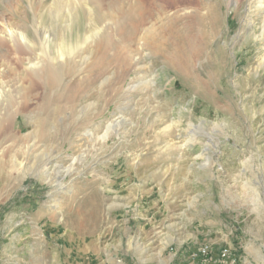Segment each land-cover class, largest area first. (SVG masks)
Wrapping results in <instances>:
<instances>
[{"label": "rangeland", "instance_id": "obj_1", "mask_svg": "<svg viewBox=\"0 0 264 264\" xmlns=\"http://www.w3.org/2000/svg\"><path fill=\"white\" fill-rule=\"evenodd\" d=\"M145 1L151 12L160 3L158 18L173 10L172 0ZM181 1L217 4L221 26L214 35L205 25L208 44L190 56L187 75L131 44L139 65H109L107 92L89 88L88 72L73 84L79 97L66 90L53 116L37 111L40 91L26 102L15 132H32L37 147L0 144V154H15L0 166V264H175L187 246L186 264H264V6ZM27 4L0 0L5 22L31 28ZM2 71L3 81L15 79ZM44 118L36 133L33 122ZM181 241L169 263L168 245Z\"/></svg>", "mask_w": 264, "mask_h": 264}, {"label": "bare ground", "instance_id": "obj_2", "mask_svg": "<svg viewBox=\"0 0 264 264\" xmlns=\"http://www.w3.org/2000/svg\"><path fill=\"white\" fill-rule=\"evenodd\" d=\"M26 1L32 11L31 28L24 22L18 24L12 21V25L7 24L4 20L7 12L0 11V144L9 141L12 149L16 144L28 149L29 145H32V149L37 147L32 139L34 137H28L32 132L29 135L21 133V137L15 132L16 117L21 115L26 118V102L37 96V91H40L41 95L37 111L48 116H53L54 112L57 114L60 107L55 105L60 103L66 93L73 94L72 99L79 97L74 96L79 91L75 93L76 88L73 87L76 86L73 84L88 72H93L89 88L99 84L97 93L101 95L109 90H103L101 87V84L106 83L109 65L128 68L139 65L140 59L135 57L139 53L135 51L133 54L131 44L136 45L137 50H154V54H159L164 64L170 66L174 72L184 75L189 67L191 69V66H188L190 56L197 59L208 44L209 34L204 30L205 25L214 35L219 33L216 28L221 27L217 26L220 20L217 4L196 8L187 5L188 2L181 5L183 1L172 0V12L165 10L164 17L158 18L161 13L157 15L155 11L160 8V3L151 12L145 0ZM258 1L257 8L262 11L264 5ZM225 4L235 5L237 0H225ZM45 14L48 15V24L41 23ZM81 14L84 16V22L78 26ZM261 18L264 29V14ZM151 19L155 21L151 22ZM207 21L208 24L205 23ZM9 54L15 56L17 68L8 65L6 56ZM1 67L12 70L15 79L13 80V77L11 81H3L5 74ZM111 84H114L113 81ZM4 96L7 99L6 104ZM16 96L19 97L18 101ZM67 98L68 96L66 100ZM72 111L75 110L72 108ZM33 123L34 131L38 133L45 129L49 121L44 118ZM112 126L113 124L108 122L98 139L106 140ZM9 152L0 154L2 170L5 160L14 158V153ZM209 253L208 246L200 248V254Z\"/></svg>", "mask_w": 264, "mask_h": 264}, {"label": "crops", "instance_id": "obj_3", "mask_svg": "<svg viewBox=\"0 0 264 264\" xmlns=\"http://www.w3.org/2000/svg\"><path fill=\"white\" fill-rule=\"evenodd\" d=\"M172 243H174V244H172ZM184 243H188V242H185V241H181V242H171L169 245H168V248L169 247H172V246H174L175 248H174V251L175 252H173V253H171V254H169V256H168V261H169V263L171 262V260H173V258H174V256H175V254L178 252V250L180 249V247L182 246V245H184ZM189 243H191V244H193V243H195V241H192V242H189ZM208 243V242H207ZM187 249H188V251L187 252H184V253H182V254H180L179 255V257H178V259L176 258V260H175V264H180V262H181V264H186V262H187V257L189 258V254L192 252V250H194V248H193V246H187ZM186 250V249H185ZM189 264V263H188Z\"/></svg>", "mask_w": 264, "mask_h": 264}, {"label": "built area", "instance_id": "obj_4", "mask_svg": "<svg viewBox=\"0 0 264 264\" xmlns=\"http://www.w3.org/2000/svg\"><path fill=\"white\" fill-rule=\"evenodd\" d=\"M223 258H228V250L224 249L221 254H220ZM232 262V261H231Z\"/></svg>", "mask_w": 264, "mask_h": 264}]
</instances>
